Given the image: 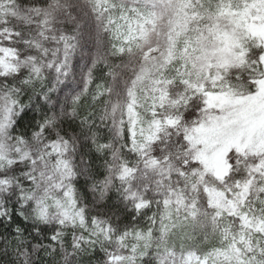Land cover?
<instances>
[{
	"label": "snow or ice",
	"instance_id": "snow-or-ice-1",
	"mask_svg": "<svg viewBox=\"0 0 264 264\" xmlns=\"http://www.w3.org/2000/svg\"><path fill=\"white\" fill-rule=\"evenodd\" d=\"M0 264H264V0H0Z\"/></svg>",
	"mask_w": 264,
	"mask_h": 264
}]
</instances>
